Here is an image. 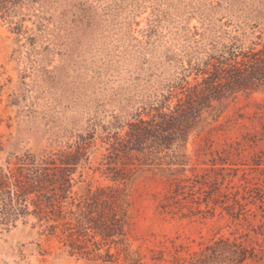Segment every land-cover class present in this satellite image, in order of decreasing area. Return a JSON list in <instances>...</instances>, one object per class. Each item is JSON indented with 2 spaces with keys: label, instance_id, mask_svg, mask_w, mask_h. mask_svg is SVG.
Returning a JSON list of instances; mask_svg holds the SVG:
<instances>
[{
  "label": "rangeland",
  "instance_id": "rangeland-1",
  "mask_svg": "<svg viewBox=\"0 0 264 264\" xmlns=\"http://www.w3.org/2000/svg\"><path fill=\"white\" fill-rule=\"evenodd\" d=\"M255 7L253 0H0V167L6 173L8 161L55 157L83 138L71 195L113 184L98 169L104 138L236 34L244 46L261 47L264 14L252 17ZM257 18L258 26L234 24ZM263 122L264 86L239 90L205 114L182 164L165 149L140 165L127 187L134 263L120 264H264ZM7 192L14 188L0 192V264H116L104 248L94 250L99 258L71 253L44 232L46 208ZM221 239L242 241L263 261H231Z\"/></svg>",
  "mask_w": 264,
  "mask_h": 264
},
{
  "label": "trees",
  "instance_id": "trees-1",
  "mask_svg": "<svg viewBox=\"0 0 264 264\" xmlns=\"http://www.w3.org/2000/svg\"><path fill=\"white\" fill-rule=\"evenodd\" d=\"M253 4L256 7L249 12L252 17L264 14V0H253ZM260 20L244 19L234 24L258 26ZM259 44L253 40L244 46L243 38L236 34L231 44L224 45L218 52H209L205 58L185 68L177 80L142 109L134 120L107 135L98 169L103 168V174L113 184L89 186L76 197L71 195V168L80 162L87 147L82 138L75 149L55 157L38 162H25L23 158L8 161L6 173L0 167V192L12 186L14 193H4L7 197L19 203L31 198L43 213L46 208L47 216L39 218L44 232L62 239L71 253L88 257L93 254L99 258L101 254L94 253V250L104 248V257L110 261L120 264L122 259L132 263L134 258L128 254L126 244L129 220L127 187L132 176L140 165L151 164L165 149L175 150L177 157L174 161L182 164L181 158L185 155L181 151L215 103L239 90L264 86V44L258 47ZM261 135L264 137V122ZM263 159H258L259 164ZM181 182L175 181L176 187H180ZM66 199H72L69 202L72 207L67 210L63 204ZM263 230L264 227L258 232ZM92 244L94 248H91ZM218 244L225 246L224 252H228L233 262L242 263L248 257L263 261L254 251L249 252L242 241L221 239ZM224 252L221 250L220 253Z\"/></svg>",
  "mask_w": 264,
  "mask_h": 264
}]
</instances>
